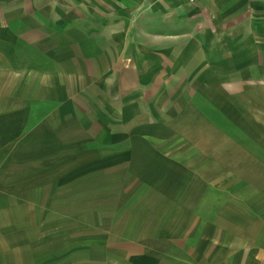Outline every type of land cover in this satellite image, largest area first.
I'll return each mask as SVG.
<instances>
[{
	"label": "crops",
	"instance_id": "obj_1",
	"mask_svg": "<svg viewBox=\"0 0 264 264\" xmlns=\"http://www.w3.org/2000/svg\"><path fill=\"white\" fill-rule=\"evenodd\" d=\"M111 6L113 14L103 12L102 19L106 21L113 16L111 29L130 30L133 25L135 30L139 28L132 24V17L127 20L128 24L122 22L126 12L124 15L119 12L123 7L120 1H112ZM181 19L184 16L173 20L171 27H178L175 30L162 27L172 36L188 34L190 27L180 26ZM101 25L97 22L72 25L66 19L59 20L58 6L53 0H0V94L3 95L0 148L4 144L0 150V167L10 168V160L12 167L16 166L14 174L3 171L0 176V206L5 208L0 210V248L3 249L0 264H10L9 249L19 250L22 244L12 242L13 238L26 237V228H31L28 224L33 222L34 228H39L41 233L45 231L35 212L27 217L20 210L14 214L10 207H24L25 197L34 200L31 202L34 208L49 205L47 201L58 202L60 206V201L67 204L89 192L105 191L115 184L126 185L129 177L137 182V190L150 192L143 201L144 212L137 208L129 211V224L134 225L138 235L160 238L153 239L151 246L144 250H94L98 246H90L81 258L83 261L89 264H264V166L243 172L245 181L239 195L226 192L218 197L217 184H200L199 189L188 185L185 189L192 194L179 199L186 200L183 205L192 207L191 210L174 208L178 205L172 204L175 193L171 192L184 189L185 183L180 181L185 176V168L176 160L181 158L180 153L174 156L164 147L133 151L123 145L136 135H143L139 126H157L145 117L158 108L141 109L142 95L147 91L143 86L137 87L138 97L125 98L124 90L119 88L107 97L102 94L101 100L94 98L88 88L61 87L59 83L57 88L51 81L42 91L48 97L46 100L34 95L38 82H34L33 91L29 90L31 95L27 100L12 104V99L4 95H10L11 90L13 95V89H17L19 97L25 96L26 87H21V83L31 76L34 81L44 76L49 80L59 72L68 74L73 64L100 62L99 56L83 55L84 44L74 41L83 40L77 34H82L84 40L93 39L91 33L103 28ZM197 37L194 39L198 44L208 43L205 35ZM61 79L68 84L65 78ZM206 83L199 84L198 92L215 110L224 111L228 120L246 130L259 127L260 122L255 120L249 124L246 119L235 118V103L229 97L220 100ZM135 120L140 124H134ZM233 124L221 125L228 129ZM26 126L34 128L26 132ZM144 133V142H152L149 132ZM261 153L264 156V151ZM28 159L29 166L24 170L22 167ZM121 165L131 172L121 171ZM111 175L122 177L112 183ZM221 206L226 208L225 214L216 213ZM61 216L67 218L64 214Z\"/></svg>",
	"mask_w": 264,
	"mask_h": 264
},
{
	"label": "rangeland",
	"instance_id": "obj_2",
	"mask_svg": "<svg viewBox=\"0 0 264 264\" xmlns=\"http://www.w3.org/2000/svg\"><path fill=\"white\" fill-rule=\"evenodd\" d=\"M53 1L58 6L59 20L66 19L72 25L102 24L103 28L91 33L93 39L84 40L82 34H77L83 40L74 41L84 44L83 55L99 56L101 61L73 64L72 68L68 67V74L59 72L49 80L44 76L34 81L31 76L21 83V87H26L25 96L19 97L17 89H13V95L12 90L10 95L4 94L12 99V104L27 100L31 95L29 90H34V82H38L35 97L42 96L45 100L48 97L42 91L44 87L47 89L49 81L57 88L59 85L88 88V92L100 100L102 94L105 97L119 88L124 90L125 98L138 97L137 87L143 86L147 91L142 95L141 109L158 108L145 117L147 122L157 126H139L143 135H136L135 140L131 138L123 145L133 151L164 147L172 155L180 153L181 158L176 160L185 168V176L180 180L185 183L182 184L184 189L171 192L175 193L172 204L178 205L174 208L191 210L192 207L183 205L186 200L179 199L192 194L185 189L188 185L199 189L200 184H217L216 196H224L226 192L239 195L245 181L243 172L264 166L261 153L264 151V0H118L123 6L119 12H126L122 22L128 24L132 17V24L139 28L135 30L133 25L130 30L116 31L110 28L113 16L102 20L103 12L113 14L111 3L114 0ZM178 16H184L179 21L180 26H189L190 32L172 36L162 26H168L170 31L177 29L171 25ZM203 35L208 42L204 46L194 39ZM203 82L214 89L220 100L229 97L235 103L238 108L233 112L235 118L246 119L249 124L255 120L260 122L259 127L250 125V130H246L228 120L224 111L215 110L198 92ZM224 122L234 124L227 129L222 126ZM133 123L140 124L138 120ZM33 128L26 126L24 131ZM146 131L152 142H144ZM29 161L26 160L22 169L29 166ZM12 162L10 160V168L0 167V176L3 171L16 172ZM125 165L119 168L130 173L131 169L128 171ZM121 177L111 175L109 180L115 183ZM126 181V185L115 184L105 191L77 196L67 204L60 201V206L58 202L47 201L49 205L34 208L31 203L34 200L25 197L24 207H10L14 214L20 210L27 217L35 212L45 230L41 233L31 222L28 224L31 228H26V237L20 240L12 237V242L22 244L19 250L9 249L10 264H89L81 258L90 246H98L94 250H144L151 246L153 239L160 237L138 235L128 217L129 211L136 208L144 212L143 201L150 192L137 190L134 178ZM3 209L0 206V210ZM217 209L216 213L225 214V207ZM63 214L68 219L62 217Z\"/></svg>",
	"mask_w": 264,
	"mask_h": 264
}]
</instances>
